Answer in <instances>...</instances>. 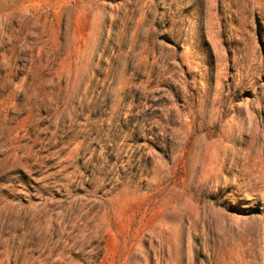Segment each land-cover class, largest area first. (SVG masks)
<instances>
[{
  "label": "rangeland",
  "instance_id": "obj_1",
  "mask_svg": "<svg viewBox=\"0 0 264 264\" xmlns=\"http://www.w3.org/2000/svg\"><path fill=\"white\" fill-rule=\"evenodd\" d=\"M0 264H264V0H0Z\"/></svg>",
  "mask_w": 264,
  "mask_h": 264
}]
</instances>
